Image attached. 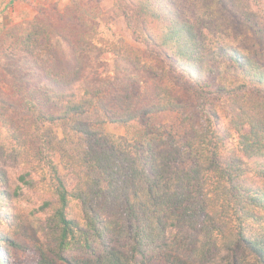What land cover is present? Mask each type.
Returning a JSON list of instances; mask_svg holds the SVG:
<instances>
[{
	"label": "trees",
	"instance_id": "16d2710c",
	"mask_svg": "<svg viewBox=\"0 0 264 264\" xmlns=\"http://www.w3.org/2000/svg\"><path fill=\"white\" fill-rule=\"evenodd\" d=\"M110 13L146 47L107 42L116 59L155 74L148 99L84 77L72 44L89 37L80 14L61 13L57 30L33 18L4 31L20 50L46 56L34 90L61 106L60 116L43 114L23 98L22 108L38 113L33 130L67 121L83 141L79 155L56 164L11 132L9 155L23 166L17 180L40 199L44 217L41 239L30 237L37 264H264V0H112ZM57 32L73 49L69 59L51 47ZM225 71L235 75L215 85L207 79ZM213 86L228 111L202 106ZM190 110L198 117L184 126L177 114ZM96 112L98 123L85 118ZM107 123L124 135L109 137ZM65 173L75 177L71 187ZM0 182L6 264L8 248L27 250L14 240L27 231L3 170Z\"/></svg>",
	"mask_w": 264,
	"mask_h": 264
},
{
	"label": "rangeland",
	"instance_id": "374dc122",
	"mask_svg": "<svg viewBox=\"0 0 264 264\" xmlns=\"http://www.w3.org/2000/svg\"><path fill=\"white\" fill-rule=\"evenodd\" d=\"M111 7L112 0H0V97H3L7 102L5 105L6 102H4L0 107V170H3L12 182V200L9 204L14 206L15 211L21 213L22 220L25 222L24 229L27 231L25 234L14 237L15 242L26 247L27 250L8 248L6 264H37L38 256L33 249V240L30 237L36 235L38 239H41L44 229V217L38 211L40 199L33 192L26 190L17 180L23 172V166L15 162L9 155L11 148L16 146L11 138V132H20L32 150H35V154H37V149H44V152L56 164L60 163L61 156L65 153L79 155L82 152L83 141L80 136L71 132L67 121L58 124H44L38 133L33 130V121L38 113L22 108L21 100L23 98L33 100L37 104L38 110L43 114L60 116L61 106L52 105L47 101L43 92L34 90L39 83L40 67L46 56L44 54L31 55L20 50L15 47L14 40L8 37L4 31L7 27L30 21L33 18L47 19L50 26L57 30L60 27L61 13L71 11L74 15L80 14L82 17L80 23L82 22V26L89 30V37L84 38L79 44L74 38L72 44L76 48L74 51L76 56L84 61V77L94 85L102 87L104 85L103 89L111 93H130L148 99L153 85L157 81L155 74L116 59L112 52L107 50L109 49L108 43L117 40H123L129 45L146 49L143 44L134 41V36L122 18L112 16ZM259 7L262 8L260 5ZM98 9H101V14H97ZM60 36L59 33L53 35L51 47L62 60H66L73 53V49ZM105 43L107 44L105 45ZM81 45L84 50L81 49ZM230 75L233 73L225 71L220 80H215L214 76L207 79L215 85L224 82ZM180 84L177 91L180 92L181 97L186 98V87L182 83ZM188 84L191 87L194 85L192 81ZM214 89L213 86L205 95L202 106H216L220 107L222 111H228L227 105L214 92ZM192 110H195V107ZM192 110L185 111L186 115H190L185 118H183L185 112L177 114L178 120L183 121L184 119L185 121L182 125L190 126L194 122L193 118L197 119L198 114L192 113ZM221 115L224 117L225 114L222 112ZM223 117H220L219 120V125L222 128L226 125V119ZM85 118H90L97 123L102 119L98 112ZM104 129L109 137L124 135V129L120 124L107 123L104 125ZM232 146L230 143V147ZM63 177L67 187H71L76 182L75 177L69 173L63 174ZM8 205L5 206L6 211L13 212L8 208ZM0 230L7 231L1 224ZM150 264L165 263L161 260H154Z\"/></svg>",
	"mask_w": 264,
	"mask_h": 264
}]
</instances>
